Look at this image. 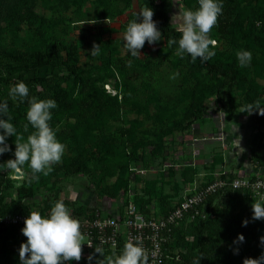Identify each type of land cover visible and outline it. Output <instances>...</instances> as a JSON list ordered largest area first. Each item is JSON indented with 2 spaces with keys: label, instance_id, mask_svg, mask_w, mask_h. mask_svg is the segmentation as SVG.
I'll use <instances>...</instances> for the list:
<instances>
[{
  "label": "rangeland",
  "instance_id": "rangeland-1",
  "mask_svg": "<svg viewBox=\"0 0 264 264\" xmlns=\"http://www.w3.org/2000/svg\"><path fill=\"white\" fill-rule=\"evenodd\" d=\"M142 1L23 0L19 18L3 23L0 48L54 56L39 71L68 75L58 86L61 90L53 99L57 107L49 122L65 145L61 162L31 183L27 165L19 173L0 170L7 175L0 183V203L7 210L37 207L43 212L58 199L75 211L81 202L103 205L108 199L114 204L123 189L119 185L114 194L109 192L122 177L128 151L137 165L152 166L153 171L137 178V191L161 210L214 172L225 170L228 179L248 177L257 160L264 176V115L240 112L256 101L264 107V0H222L229 19L224 27L218 17L210 33L216 41L215 56L207 62L227 67L234 80L219 93L222 77L191 67L186 54L177 55L178 44L169 47L163 37L152 45L145 42L138 57L128 52L123 34L127 23L137 18ZM197 7L198 0H164L158 8L179 30V21L171 22L173 13ZM93 20L97 22L89 24ZM94 43L100 45L97 56L90 54ZM241 49L251 53L245 67L236 57ZM13 85L0 80V102L8 104V113L0 119L10 116L26 137L28 105L9 96ZM5 143L11 150L0 154V164L15 158L14 137ZM77 165H84V171L76 170ZM90 187L96 193L93 200L87 199ZM259 199L250 189L237 197L217 195L210 220L190 232L188 225L183 228L187 264L200 255L199 264H226L231 257L233 264H243L245 258L264 254L232 219L252 218L251 205ZM23 226L0 234V264H20L18 250L26 243ZM255 232L264 236V224L259 223ZM238 235L244 236L243 242H236ZM207 248L210 256L201 252ZM95 262L82 257L67 264Z\"/></svg>",
  "mask_w": 264,
  "mask_h": 264
},
{
  "label": "clouds",
  "instance_id": "clouds-1",
  "mask_svg": "<svg viewBox=\"0 0 264 264\" xmlns=\"http://www.w3.org/2000/svg\"><path fill=\"white\" fill-rule=\"evenodd\" d=\"M222 9V0H198V7L195 9L178 8V11L173 13L171 22L179 21L180 37L178 40L169 37L168 46L178 44L177 55L183 58L188 54L193 63L198 58L201 62H207L215 56L212 48L216 41L211 38L210 33L217 25ZM136 15V19L127 23L123 34L124 47L133 57L141 55L139 50L143 48L145 42L152 45L162 37L157 22L153 20L154 12L150 7L147 5L142 7ZM96 22L93 20L89 24ZM99 53L100 45L94 43L90 54L97 56ZM236 57L241 67L247 66L251 61V53L243 49L236 52ZM9 96L27 102V123L23 124V132L29 134L25 137L23 133L18 132L10 122V116L7 119H0V129L3 130V134H0V154L11 150L5 143L7 137H14L15 143V158L0 164V170L19 173L27 165L32 173L28 181L31 183L32 180L39 179L37 174L49 175L53 171V165L61 162L65 152V145L57 139L49 123L52 119L51 110L56 108L57 104L53 99L29 96V87L23 81L16 82L10 88ZM240 112L248 114L256 112L264 115V107L260 101H256L255 104L243 106ZM7 113V102H0V114ZM251 208L254 220L264 218V196L253 201ZM23 223L21 232L26 237V243H21L18 250L20 264H67L72 260H81L82 245L86 244L84 243L86 236L81 232L80 221L71 215L70 208L62 199L52 204L47 215H42L37 210L29 211ZM242 223L246 225L247 221ZM243 241L244 236L238 235L236 242ZM260 242L264 245V237L260 238ZM87 245L92 247L90 242ZM94 249L103 257L97 260L96 264H148L149 260V253L144 247L142 236L129 237L119 254L112 253L105 256L103 248ZM202 258L201 255L198 259H194L193 264H199ZM92 259L93 256L89 255L88 260L92 261ZM243 264H264V254L255 259L245 258Z\"/></svg>",
  "mask_w": 264,
  "mask_h": 264
},
{
  "label": "built area",
  "instance_id": "built-area-1",
  "mask_svg": "<svg viewBox=\"0 0 264 264\" xmlns=\"http://www.w3.org/2000/svg\"><path fill=\"white\" fill-rule=\"evenodd\" d=\"M206 139V137H203ZM200 138H194L197 140ZM254 170L251 175H238L231 179L225 178V170L214 172L211 180L197 186L193 185L184 190L183 194L166 214L161 216L144 214L134 200L136 177L142 176L152 168H143L137 164H129V177L126 188L120 198L112 201L108 199L103 205L80 203L87 206L84 212L71 209V215L81 223V232L86 236L82 245V257L88 259L93 256L96 247H101L106 256L112 253L119 254L125 241L131 236H142L144 247L149 253L148 264H168L171 260L180 261L178 251L173 250L175 242V228H181L193 222L197 217L204 218L202 206L207 198L215 193L236 189H250L255 198L264 196V176L262 168L254 161ZM91 188V187H90ZM87 189V199L96 197L93 189ZM89 191V192H87ZM108 202V203H106ZM37 210L47 215L50 208L41 211L31 207L26 211H3L0 209V228L24 225L28 212ZM91 243L89 247L87 243Z\"/></svg>",
  "mask_w": 264,
  "mask_h": 264
},
{
  "label": "trees",
  "instance_id": "trees-1",
  "mask_svg": "<svg viewBox=\"0 0 264 264\" xmlns=\"http://www.w3.org/2000/svg\"><path fill=\"white\" fill-rule=\"evenodd\" d=\"M23 0H0V33L2 30V25L8 20H16L19 18L17 14V10L19 9L21 3ZM164 0H143L141 8L144 6L150 7L153 12V20L157 22V28L161 32L162 37L165 40H168L169 37H172L173 39L178 40L180 37V32L178 29L173 28L170 25V22L167 18V15L164 11L159 9V4L162 3ZM229 12L226 9L225 5H223L222 14L219 16L220 23L225 27L227 24V21L229 19ZM187 55V61L191 67L198 70H204L208 74H214L217 76L222 77V80L217 85V93H219L225 86H230L234 80V74L230 69H228L225 66L222 65H215L209 62H201L196 61L195 63L192 62L190 55ZM53 59H55L54 56L49 55H42V54H32V55H24L20 53H16L13 51H7L2 48H0V80L6 83H16L18 81H23L26 83V85L29 87V96H36L40 99H54L57 97L58 92L61 90L59 89V84L67 79L68 75H59L58 73H41L39 69L43 66H46L49 64ZM196 117L198 115H195ZM257 161V160H256ZM258 163V162H257ZM129 164H136V162L131 158V154L129 151L127 152V158H126V165L125 170L123 171L122 177L118 178L115 183L113 184V191L109 192L111 194H114L117 190V187L121 185V188H126L128 177H129V170L128 165ZM143 168H150L152 166H140ZM76 170H82L84 171L85 166L84 165H77ZM141 177V176H139ZM5 178H7V175L5 172L3 174L0 173V183H4ZM136 177V184H135V196L134 200L137 202L138 207L140 210L147 215H155V216H161L166 214V212L171 209V207L180 200L177 199L175 203L170 205L166 210H161L158 205L154 202V200H146L144 197L140 196V192L137 191V179ZM211 180V177L210 179ZM208 180V181H209ZM207 182V181H206ZM2 187V186H0ZM244 189H236L233 193L226 191V195H231L233 197L239 196V192ZM94 191V190H93ZM95 193V192H94ZM108 193V192H107ZM220 194V193H219ZM218 193H215L207 198L205 201V205L202 206V210L205 214L204 218L197 217L193 222L188 224L187 227H181V228H175V242L174 246L172 247L174 251H178L181 257L180 261H173L171 260L168 264H187V256L185 257L183 254V244L186 234L184 233V229H187L186 231L190 232L192 229L199 228L197 225L200 222H205L210 220V217L212 216L213 210H214V200L216 199ZM96 195V193H95ZM1 198V197H0ZM0 209L3 211H14L12 209L7 210L3 204L0 203ZM88 207L79 205L78 211L84 212L87 211ZM224 219L226 217L224 216ZM234 222L237 224V226L240 228L241 231H245L250 239L254 241V244L263 248L264 245L261 244L260 238L264 237L262 234H257L255 230L258 227V224H264V221H255L252 218L243 216L242 218L239 217V215H236L232 217ZM247 221V224L244 225L242 222ZM23 226V225H22ZM19 226H10L5 228H0V234H2L4 231L12 228H16ZM184 228V229H183ZM199 232H201V229H199ZM204 252L206 255L210 256L211 251L209 249H203L201 251ZM213 254V253H212ZM106 256V254L104 253ZM201 256V255H200ZM103 259L100 254L94 252L93 253V259L92 260H100ZM233 257H231L226 264H233ZM96 264V262H95Z\"/></svg>",
  "mask_w": 264,
  "mask_h": 264
}]
</instances>
